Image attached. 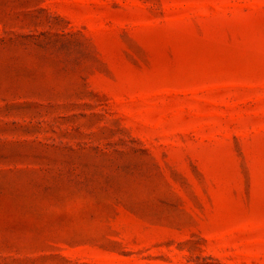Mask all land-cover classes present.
Returning a JSON list of instances; mask_svg holds the SVG:
<instances>
[{
  "label": "rangeland",
  "instance_id": "rangeland-1",
  "mask_svg": "<svg viewBox=\"0 0 264 264\" xmlns=\"http://www.w3.org/2000/svg\"><path fill=\"white\" fill-rule=\"evenodd\" d=\"M0 264H264V0H0Z\"/></svg>",
  "mask_w": 264,
  "mask_h": 264
}]
</instances>
